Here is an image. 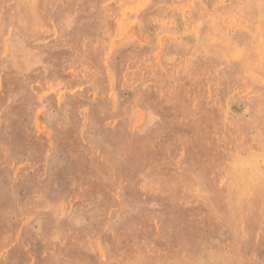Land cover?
<instances>
[{
    "label": "rangeland",
    "instance_id": "1",
    "mask_svg": "<svg viewBox=\"0 0 264 264\" xmlns=\"http://www.w3.org/2000/svg\"><path fill=\"white\" fill-rule=\"evenodd\" d=\"M0 264H264V0H0Z\"/></svg>",
    "mask_w": 264,
    "mask_h": 264
},
{
    "label": "bare ground",
    "instance_id": "2",
    "mask_svg": "<svg viewBox=\"0 0 264 264\" xmlns=\"http://www.w3.org/2000/svg\"><path fill=\"white\" fill-rule=\"evenodd\" d=\"M243 181L245 182L246 185H249L251 180L248 178H243Z\"/></svg>",
    "mask_w": 264,
    "mask_h": 264
}]
</instances>
